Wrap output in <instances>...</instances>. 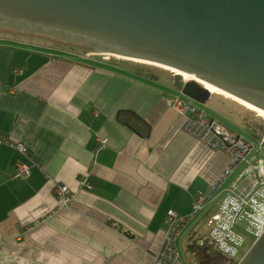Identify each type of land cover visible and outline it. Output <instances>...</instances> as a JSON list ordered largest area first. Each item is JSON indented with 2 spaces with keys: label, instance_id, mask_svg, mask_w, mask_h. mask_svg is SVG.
<instances>
[{
  "label": "crops",
  "instance_id": "1",
  "mask_svg": "<svg viewBox=\"0 0 264 264\" xmlns=\"http://www.w3.org/2000/svg\"><path fill=\"white\" fill-rule=\"evenodd\" d=\"M137 69L0 32V264H152L167 210L189 212L215 182L227 156L183 131L184 115L164 99L178 93L173 77ZM119 110L140 116L148 134L121 123ZM16 159L29 164L24 178ZM57 182L73 193L68 206ZM205 214L175 243L189 264Z\"/></svg>",
  "mask_w": 264,
  "mask_h": 264
},
{
  "label": "water",
  "instance_id": "2",
  "mask_svg": "<svg viewBox=\"0 0 264 264\" xmlns=\"http://www.w3.org/2000/svg\"><path fill=\"white\" fill-rule=\"evenodd\" d=\"M0 28L163 64L264 110V0H0ZM236 264H264V230Z\"/></svg>",
  "mask_w": 264,
  "mask_h": 264
},
{
  "label": "built area",
  "instance_id": "3",
  "mask_svg": "<svg viewBox=\"0 0 264 264\" xmlns=\"http://www.w3.org/2000/svg\"><path fill=\"white\" fill-rule=\"evenodd\" d=\"M187 81L181 76L182 84ZM164 99L166 105L184 115L183 131L210 149L223 151L227 162L215 182L206 191L194 195L189 212L167 210L162 244L153 255L152 264H182L176 240L183 228L203 213H206L207 233L193 242L234 260L245 242L239 226L256 236L255 239L264 230V162L257 154L264 146V131L260 132L256 146L212 116L203 103L186 97L181 91ZM12 146L23 155L28 153L25 143L15 142ZM13 166L15 176L24 178L29 174L28 163L16 159ZM78 183L81 188L91 189L85 177L79 178ZM53 191L61 206L71 203L73 193L66 184L55 183ZM213 206L215 209L211 211Z\"/></svg>",
  "mask_w": 264,
  "mask_h": 264
},
{
  "label": "rangeland",
  "instance_id": "4",
  "mask_svg": "<svg viewBox=\"0 0 264 264\" xmlns=\"http://www.w3.org/2000/svg\"><path fill=\"white\" fill-rule=\"evenodd\" d=\"M1 31H11L7 29H1ZM12 36H18L23 38H31V39H39L40 41H46L53 49H57L63 53H69L73 56H82V57H95L97 60L102 59L104 61H116L121 65H131L136 66L142 74L147 75L151 78H160V77H173L175 73L173 70L165 68L160 65L144 63L141 61H134L132 59L124 58L121 56H115L109 53H96L93 50L85 48L84 45H80L77 43L66 42L63 40L47 38L42 36L30 35L20 32L11 31ZM183 78H185L182 75ZM196 83V86L199 88L205 87L201 82L193 80ZM206 88V87H205ZM208 89V88H207ZM211 97L207 101V108L211 110L217 120L223 122L227 125V127L234 133L241 135L245 139H250L258 145V140L260 139L262 131H264V117L260 115L257 111L246 107L245 105L239 103L238 101L229 98L221 93L211 91ZM177 93L172 96H176ZM196 103V102H194ZM260 158H262L264 162V146L260 147L259 152L257 153ZM240 232L244 235L245 242L244 245L238 254V256L232 260L235 264L241 259L244 253L252 244L253 240L256 236L249 234L245 231L244 227L239 226ZM207 233V231H206ZM205 233V234H206ZM191 244V243H190ZM189 246H187V252L189 254V258L193 260L192 250ZM181 260L184 261V264H189L187 257L185 255V251H180ZM204 257L196 258L194 264H206L204 261Z\"/></svg>",
  "mask_w": 264,
  "mask_h": 264
},
{
  "label": "trees",
  "instance_id": "5",
  "mask_svg": "<svg viewBox=\"0 0 264 264\" xmlns=\"http://www.w3.org/2000/svg\"><path fill=\"white\" fill-rule=\"evenodd\" d=\"M86 47L87 46H85V48ZM87 48L92 50L90 47ZM117 119L142 135H147L149 132V125L131 110H119L117 112ZM190 248L197 258L204 257L206 264H235V262L228 259L225 255H222L209 247H200L192 242Z\"/></svg>",
  "mask_w": 264,
  "mask_h": 264
},
{
  "label": "bare ground",
  "instance_id": "6",
  "mask_svg": "<svg viewBox=\"0 0 264 264\" xmlns=\"http://www.w3.org/2000/svg\"><path fill=\"white\" fill-rule=\"evenodd\" d=\"M128 59H132L134 61H141V62H144V63H151V64H156V65H160V66H163L165 68H168V69H171L173 70L175 73H178L179 75H183L185 77V79H188V80H196V81H199L201 82L205 87L208 88V90H211V91H214V92H218V93H221L229 98H232L236 101H238L239 103L245 105L246 107H249L250 109L254 110V111H257L260 115H262L264 117V110L263 109H260L250 103H248L247 101L231 94V93H228L226 91H224L223 89H220L219 87L203 80V79H200L198 77H196L195 75H192V74H189V73H186V72H183V71H179L177 69H174L172 67H169V66H166V65H163V64H159V63H155V62H151V61H146V60H140V59H134V58H128ZM184 79V78H183Z\"/></svg>",
  "mask_w": 264,
  "mask_h": 264
},
{
  "label": "flooded vegetation",
  "instance_id": "7",
  "mask_svg": "<svg viewBox=\"0 0 264 264\" xmlns=\"http://www.w3.org/2000/svg\"><path fill=\"white\" fill-rule=\"evenodd\" d=\"M185 79V78H184ZM206 89H207V87H206Z\"/></svg>",
  "mask_w": 264,
  "mask_h": 264
}]
</instances>
